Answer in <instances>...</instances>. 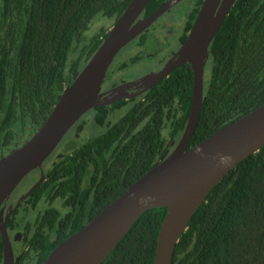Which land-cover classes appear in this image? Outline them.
<instances>
[{
	"label": "trees",
	"instance_id": "1",
	"mask_svg": "<svg viewBox=\"0 0 264 264\" xmlns=\"http://www.w3.org/2000/svg\"><path fill=\"white\" fill-rule=\"evenodd\" d=\"M130 1L0 0V157L42 126ZM165 1L150 0L138 19ZM202 2L181 0L127 43L102 91L158 48L145 49L154 27L162 35L179 17L172 52L181 45ZM168 13L169 20L163 19ZM130 44L134 55L126 51ZM208 52L188 148L264 103V0H235ZM192 85L191 66L184 63L139 95L93 107L72 126L65 148L43 162V180L10 216L30 240V250L15 264H42L168 155L185 129ZM88 120L98 133L80 143ZM29 176L41 177L39 170ZM165 214V207L144 211L102 264H151ZM171 264H264V145L211 189L176 243Z\"/></svg>",
	"mask_w": 264,
	"mask_h": 264
},
{
	"label": "water",
	"instance_id": "2",
	"mask_svg": "<svg viewBox=\"0 0 264 264\" xmlns=\"http://www.w3.org/2000/svg\"><path fill=\"white\" fill-rule=\"evenodd\" d=\"M149 1H130L84 68L64 87L42 126L22 146L0 158V204L31 171L40 170L42 178L43 162L87 111L136 96L167 77L176 67L189 63L193 85L185 129L166 157L87 224L60 242L42 264H102L139 216L157 207H165L166 214L151 264H171L176 243L211 189L238 163L264 145L263 103L188 148L202 106L208 48L235 0H203L187 38L161 70L102 91L107 72L119 51L181 0H167L139 20ZM5 224L1 216L3 264H14Z\"/></svg>",
	"mask_w": 264,
	"mask_h": 264
},
{
	"label": "flooded vegetation",
	"instance_id": "3",
	"mask_svg": "<svg viewBox=\"0 0 264 264\" xmlns=\"http://www.w3.org/2000/svg\"><path fill=\"white\" fill-rule=\"evenodd\" d=\"M180 27L181 26L179 24H175L173 22L170 23V25H169V27L167 29V32L162 34V37H161V39L159 41L158 48L155 51H152L151 53H147L146 54V60L145 61H149V62L147 64V66L141 65V67L144 68V72H142L141 74L135 75V77H133L131 79H128L127 81L137 80L139 77H141V76H143V75H145V74H147L149 72H158L159 70L162 69L164 64L170 59V57L182 45V44L179 45L172 52V48L174 47V42H175L176 38L178 37L179 31H180ZM138 65H140V64H138ZM127 81L120 82V83H118L116 85H119L121 83H125ZM106 89H109V88H106ZM106 89H104V90H106ZM129 92H131V90H129ZM140 93H142V92H140ZM27 140L28 139H26L23 143H19L18 141H14L13 142V147L9 148L8 151L9 150L10 151L8 153H6L5 155L13 152L15 149H17L20 146H22ZM5 155H3V156H5ZM3 156H1V157H3ZM37 170L38 169H35V170L31 171V172L35 173ZM30 173L27 174L15 186L13 191L0 204V217L2 216V220L6 222L5 228H6V232H7L8 238L10 240L14 264L19 261L20 256L23 253L28 252L30 250V240L27 239V237H25V232L20 228V226L17 224V222L14 223L10 219V216L14 213L15 210H17L19 208L21 210V205L23 204V202L26 199V197L29 195V191L32 188V186H34L38 180H40V182L43 180V178H41V177H39L40 179L31 178V181H30L31 183L29 184L30 186L28 188H24L22 183L25 181V179L27 177H30L29 176ZM39 176H41L40 170H39ZM25 211H26V209H23V213ZM41 211L42 210H40L39 208L36 211L34 210V212L39 216V220H38L39 221V226L41 225V217L43 216V213ZM6 217H7V220H6ZM0 238H1V243H2V263L1 264H3V242H2L1 235H0Z\"/></svg>",
	"mask_w": 264,
	"mask_h": 264
},
{
	"label": "rangeland",
	"instance_id": "4",
	"mask_svg": "<svg viewBox=\"0 0 264 264\" xmlns=\"http://www.w3.org/2000/svg\"><path fill=\"white\" fill-rule=\"evenodd\" d=\"M172 12H174V10L173 11H171L170 13H172ZM170 13H168L163 19H165L166 18V20H169V15H170ZM179 17H175V20L177 19V21H175L174 23L175 24H180V20L178 19ZM157 29H158V27H154V29H152V31L154 32V33H152V32H150V37H149V40L147 41V44H146V46H145V49H146V51L147 50H153L155 47H157L158 46V44H159V41H160V39H161V37H162V35L160 34V35H158V32H156L157 31ZM126 51H128V52H131V51H134V52H132L130 55H134V53H135V51H136V49H135V46L134 45H132V44H130L128 47H127V49H126ZM125 53H127V52H125ZM125 53H124V55H119L120 56V58H122L123 56H125ZM167 54V53H166ZM119 56H117V58H119ZM146 57V56H145ZM118 60V59H117ZM146 59H143V60H141L140 62H139V64L140 65H131L129 68H127L126 70H124V72H122V73H120V74H118V77L116 78V81H120V80H123V81H127L128 79H131V78H133V77H135V75H138V74H141L142 72H144V68H142L141 67V65H143V66H147V64H148V62L149 61H145ZM153 60V59H152ZM116 65V64H115ZM140 66V67H139ZM139 67V68H138ZM138 72V73H137ZM122 81V82H123ZM87 116H88V114H86L85 116H83V118L84 119H87ZM98 133V129L97 128H95L94 126H93V123H91V120H88V122H86V126H85V132H83V134H80V138H79V140H78V142H83L86 138H89V137H93L94 135H96ZM71 134V131H69L64 137H63V139L61 140V142L59 143V145H58V147H57V149H59L60 151H62L64 148H65V146L67 145H65V142H66V140L68 139L67 138V136H69ZM79 143V144H80ZM31 178L32 177H27L26 179H25V181L22 183L23 184V186H24V188H28L30 185V181H31ZM30 179V180H29Z\"/></svg>",
	"mask_w": 264,
	"mask_h": 264
}]
</instances>
